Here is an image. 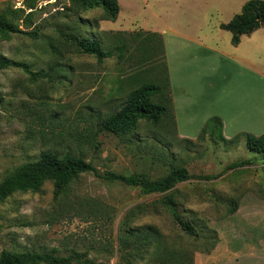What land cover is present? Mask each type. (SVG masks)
Returning <instances> with one entry per match:
<instances>
[{"label": "rangeland", "instance_id": "obj_1", "mask_svg": "<svg viewBox=\"0 0 264 264\" xmlns=\"http://www.w3.org/2000/svg\"><path fill=\"white\" fill-rule=\"evenodd\" d=\"M250 1L119 0L115 22L105 21L100 9L86 11L70 0L0 2V17L22 33L0 36V59L52 78L32 82L20 69L0 71V183L44 153L71 154L101 175L143 174L152 181L164 178L171 164L183 166L192 179L170 193L202 237L195 241L180 232L162 196H143L84 174L58 198L47 182L38 193H17L0 203V255L54 253L81 257L73 264H161L159 257L170 251L184 255L183 264H264V160L247 149L244 135L234 143L222 141L218 132L201 142L180 138L164 40V33L177 32L263 72L264 30L246 37L238 50L231 34L220 29ZM59 31L96 39L114 57L98 63ZM145 84L161 87L153 101L168 108L162 124L141 123L123 137L98 132ZM231 108L241 120L249 116L237 104ZM156 157L161 161L153 162ZM247 161L253 165L227 170ZM206 177L214 180L201 179ZM121 223L129 231L158 230L164 247L124 254Z\"/></svg>", "mask_w": 264, "mask_h": 264}, {"label": "trees", "instance_id": "obj_2", "mask_svg": "<svg viewBox=\"0 0 264 264\" xmlns=\"http://www.w3.org/2000/svg\"><path fill=\"white\" fill-rule=\"evenodd\" d=\"M6 0H0V2ZM73 6L89 11L100 9L104 12V20L115 22L121 12L119 0H70ZM222 31L231 34V45L234 48L240 46L243 37H250L260 30H264V1L253 0L245 4L241 13L236 15L229 23L220 26ZM9 34H22L12 25L0 17V36L5 38ZM60 36L67 42L76 46L84 55L95 58L98 63L112 59L114 54L104 52L101 44L96 39L85 38L75 35H67L59 31ZM37 38L36 34L30 35ZM8 69H20L26 73L32 82L39 80H52L46 73L35 74L27 64L17 63L0 59V71ZM161 93V87L153 84H145L131 92L122 107L112 116L103 121L98 132L114 135L116 137L126 136L136 131L141 123L158 128L168 116V108L154 103V98ZM223 121L218 117L210 118L202 129L197 142L204 141L210 132L212 138L216 132L224 142H239L244 135L247 149L260 155L264 160V135L254 136L251 134H239L232 140L225 139L223 135ZM98 147V146H97ZM161 158H154L153 162H160ZM251 161L235 163L227 170H236L252 166ZM167 166V165H166ZM84 174H92L96 178L104 180L107 185L120 184L128 188L138 190L143 196H162L161 205L170 213L174 225L187 237L199 241L201 234L196 226L187 220L179 212V205L174 201L170 192L178 185L189 182L192 177L183 166L169 165L167 175L158 181H152L143 174L117 175L108 172L101 175L92 164L83 159L76 158L71 154L60 156L55 153H44L36 162L28 163L16 169L11 175L0 183V203H4L17 193H38L47 182H51L55 189V198L65 192L68 186ZM202 180L211 181L213 178L206 177ZM236 207L234 212H236ZM1 230V229H0ZM160 233L154 228L145 231H129L127 224L121 223L118 238L121 252L124 254L137 252V254L148 251L151 248L161 249L164 245L160 240ZM216 245L211 246L213 251ZM130 255V254H129ZM81 259L78 256L68 258L55 256L54 253L31 254L3 252L0 255V264H73ZM184 255L167 251L159 257L161 264H183Z\"/></svg>", "mask_w": 264, "mask_h": 264}, {"label": "crops", "instance_id": "obj_3", "mask_svg": "<svg viewBox=\"0 0 264 264\" xmlns=\"http://www.w3.org/2000/svg\"><path fill=\"white\" fill-rule=\"evenodd\" d=\"M190 38L177 32L166 37L164 33L180 138L197 139L206 122L213 117L223 121V135L227 140L240 133L264 135V108H260L264 71ZM234 104L241 106L249 116L239 119L237 110L231 108Z\"/></svg>", "mask_w": 264, "mask_h": 264}, {"label": "bare ground", "instance_id": "obj_4", "mask_svg": "<svg viewBox=\"0 0 264 264\" xmlns=\"http://www.w3.org/2000/svg\"><path fill=\"white\" fill-rule=\"evenodd\" d=\"M223 76V75H222Z\"/></svg>", "mask_w": 264, "mask_h": 264}]
</instances>
